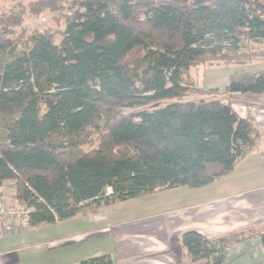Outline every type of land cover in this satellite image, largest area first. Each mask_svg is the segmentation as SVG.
<instances>
[{"label":"trees","instance_id":"obj_1","mask_svg":"<svg viewBox=\"0 0 264 264\" xmlns=\"http://www.w3.org/2000/svg\"><path fill=\"white\" fill-rule=\"evenodd\" d=\"M45 10L63 28H22ZM245 41L264 42V0H20L0 15V195L11 184L41 227L224 178L259 137L233 94L264 93V68L232 73L223 93L191 76L242 61ZM225 242L182 235L192 262L222 264Z\"/></svg>","mask_w":264,"mask_h":264},{"label":"crops","instance_id":"obj_2","mask_svg":"<svg viewBox=\"0 0 264 264\" xmlns=\"http://www.w3.org/2000/svg\"><path fill=\"white\" fill-rule=\"evenodd\" d=\"M232 104L241 117L254 122L259 137L254 148L222 178L225 181L153 193L184 189L163 197L162 205L153 214L122 224L99 225L89 220L85 225V221L71 219V228L62 226L64 221L31 227L35 234L39 229L46 234L37 242L27 239L23 232L28 226L24 218L13 219L12 225L5 217L2 226L11 224L12 230L7 234L0 231L1 235H8L0 238V264H81L100 256H107L113 264H210L220 258L213 254L192 262L182 243L187 231H198L214 239L225 237L222 264H264V244L259 236L264 232V93H234ZM123 202L93 204L84 212L89 214L99 207L104 216ZM82 222L85 224L80 225Z\"/></svg>","mask_w":264,"mask_h":264},{"label":"rangeland","instance_id":"obj_3","mask_svg":"<svg viewBox=\"0 0 264 264\" xmlns=\"http://www.w3.org/2000/svg\"><path fill=\"white\" fill-rule=\"evenodd\" d=\"M19 1L20 0H0V15L2 13L10 11L14 7V5L19 3ZM25 3H29V0H25ZM61 13L62 12H50L49 10H45L39 16H36L31 12H27L25 14V21L22 28L33 29V28H43L44 26H49L54 29L63 28L64 22L61 21V19L60 21H58V18L60 17ZM245 42L242 43L241 46L242 48L240 50L241 51L240 57H242V61L237 60L234 63L208 61L197 65L192 70V76H191L194 81L195 87L197 86V89L200 90L218 89L220 93H223L225 90V86L227 82H229V78L232 73L263 69L264 42H256V41H247L246 43ZM244 43L246 46L245 48L243 47ZM243 59L247 61H244ZM223 179L222 181H225ZM182 188L188 189L191 187H182ZM1 191L5 202L10 208L13 209L15 208L23 211L27 210L25 205L20 204L18 201L12 198L13 188L11 184H7L6 186H4L1 189ZM182 191H184V189L173 190V191L171 190L168 192H162L160 194H148L137 198H132L130 200H127L126 202L124 201L119 205L113 206V208L109 209L104 214V216H102V214L99 213V207H95L93 208V211L89 214H87L86 212H81L75 216L76 218L73 217L70 218V220L68 219L70 222L68 220H65L62 223V226H65L67 228L71 224L73 225V223L71 222L73 220L71 219H75V220L78 219L85 221V223H87L85 224L82 222V224L80 225L83 224L88 225L89 223L87 221L89 220L96 221V223L99 225L108 222H113V224L116 223L122 224L126 220L129 219L132 220V218H136L144 214H153L154 212L159 210V206L162 205L163 197ZM108 192H110V189H108ZM93 216H96L97 218ZM90 223L94 224L95 222H90ZM73 227H78V225H74ZM39 231L40 229L37 230L35 234V230H31V226H26L23 232L27 235L26 236L27 239L37 242L38 240H41L42 238L46 237V234L44 235ZM47 235H49V232L47 233ZM5 236L8 235H1L0 238Z\"/></svg>","mask_w":264,"mask_h":264},{"label":"built area","instance_id":"obj_4","mask_svg":"<svg viewBox=\"0 0 264 264\" xmlns=\"http://www.w3.org/2000/svg\"><path fill=\"white\" fill-rule=\"evenodd\" d=\"M25 213L23 210L13 209L10 208L3 198H0V231L4 232L5 234L10 233L12 230V220L18 217H22ZM9 218L11 220V224L7 227L2 226V219Z\"/></svg>","mask_w":264,"mask_h":264}]
</instances>
